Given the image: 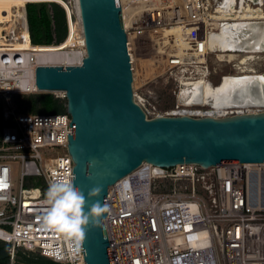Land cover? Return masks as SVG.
<instances>
[{"label": "built area", "instance_id": "1", "mask_svg": "<svg viewBox=\"0 0 264 264\" xmlns=\"http://www.w3.org/2000/svg\"><path fill=\"white\" fill-rule=\"evenodd\" d=\"M27 2L9 8V0H0V45L26 38L31 43ZM122 4L119 0L121 10ZM207 4L149 0L127 26L124 22L134 96L149 117L237 112L206 104L194 85L199 78L212 85L207 57L214 32L206 24ZM62 6L71 31L69 6ZM223 52L237 57L243 51ZM43 58L27 49H0V234L5 237L0 240L11 258L23 248L59 264H84L82 241L77 244L44 220L51 207L46 203L50 184L60 178L73 182L74 163L67 150L70 115L66 109L16 113L9 106V94L43 92L34 77L36 66L47 64ZM249 64L248 59L238 60L234 70L254 73ZM164 73L175 77L178 89L174 105L160 109L150 83ZM107 205L104 224L114 264H264V163H143L109 188Z\"/></svg>", "mask_w": 264, "mask_h": 264}, {"label": "water", "instance_id": "2", "mask_svg": "<svg viewBox=\"0 0 264 264\" xmlns=\"http://www.w3.org/2000/svg\"><path fill=\"white\" fill-rule=\"evenodd\" d=\"M85 54L79 64H42L34 70L39 90H63L71 131L73 183L85 195L87 212L109 188L143 163L170 167L194 163H264V109L224 116L149 117L133 91V75L119 0H77ZM51 92V91H50ZM100 186L101 195L88 192ZM86 228L84 264H114L104 219ZM0 249V264L9 257Z\"/></svg>", "mask_w": 264, "mask_h": 264}, {"label": "bare ground", "instance_id": "3", "mask_svg": "<svg viewBox=\"0 0 264 264\" xmlns=\"http://www.w3.org/2000/svg\"><path fill=\"white\" fill-rule=\"evenodd\" d=\"M128 1L131 0H122L123 2L122 14L126 26L130 22V20L133 19L134 14L146 9V5L149 0H132L134 2V5H131L130 3L128 4L127 3ZM236 5H237L236 0H224V4L222 2L221 6L217 7V9L215 10V14L211 16V18L215 19L216 21H225L224 23H219V22L214 23L216 25L219 24L220 31L219 33H213L209 39V44L213 50L220 49L219 52H217L216 54L218 59L219 58L223 59V57H227L229 60L235 59L236 56L234 55L233 52H223L226 49H234V50L240 49V51H245L248 53L261 51L264 49V45H263L264 25L259 24L255 20L254 21L251 20L257 17L264 18L263 12L260 9H251L249 6H244L243 4L242 5L240 4L239 9H237V7H235ZM76 9H77L76 14L78 16L77 0H76ZM229 21H232L233 23H228ZM250 21L254 22V25H257L259 30L251 31L250 33L247 34L245 40H249L248 42L246 41L248 48L242 50L238 46L239 42L241 41V39L238 37V33L240 32V29L244 27H246L247 29ZM78 26L80 27L79 20H78ZM249 26L252 27L253 25H249ZM68 37H69V33H68ZM253 37H257V38L259 37L256 43L252 41ZM2 46H4V44ZM9 46H12L11 49H22L21 46L16 43L13 44L9 43L5 47L9 48ZM33 54H40L44 56L46 55L45 56L47 57L46 59H48L51 56L55 57L56 59L58 58V60L59 59L63 60V58H66V54L61 53V51H36L33 52ZM84 54H85V48H84ZM82 57H83L82 53L80 57H77V55H75L74 58L77 61L76 62L72 61V63L75 62V64H79ZM70 58L72 59V57ZM47 62L48 60L44 63ZM72 63L69 61L68 63H66V65ZM256 74L257 73L229 75L223 81H220L217 86H211L209 83L206 82V80L199 78V80L196 81L194 85L195 87H197L199 90L202 91L203 94L202 98L204 99V102L206 104L211 105L215 109L234 108L236 111H243V110H247V108H250L249 109L250 111L254 109V107H259V108L264 107V76L256 75ZM49 91L54 93L55 92L59 93L61 96H63L64 93L63 90H57V89H51ZM238 108H243V109H238ZM0 237L1 239H5V237L1 234Z\"/></svg>", "mask_w": 264, "mask_h": 264}, {"label": "rangeland", "instance_id": "4", "mask_svg": "<svg viewBox=\"0 0 264 264\" xmlns=\"http://www.w3.org/2000/svg\"><path fill=\"white\" fill-rule=\"evenodd\" d=\"M14 1H16V0H9V8L13 5ZM20 1H22V4H23L24 0H20ZM62 1L63 2L65 1V3H67V5L69 6V12L71 15V22H72V32L69 31L67 15L65 12V19H66V25H67V35L69 33L68 38H70V41L67 43L65 48L61 50V53H65L66 58H63V60L62 59L58 60V58L56 59L55 57L51 56V57H49L50 59L49 58L46 59L47 57H45L46 56L45 55L44 56L45 58H43V61L46 62L48 60L47 64H52V65H53V63H54V65H66V63H68L69 61L71 63H72V61H75V62L77 61L74 58L75 55H77V57H80V55L82 53L84 56L83 37H82L81 31H80V27L78 26V16L76 14V12H77L76 0H62ZM31 2H44V3L54 2V3H57V2L52 1V0L31 1ZM221 2H223V4H224V0H208V4H207L208 5L207 6L208 17L206 18L207 19L206 24L208 25V27H211V31L214 33H219V31H220L219 24L216 25L214 23L215 22H219V23L225 22V21H216L215 19L211 18V16L215 14V10L217 9V7L221 6ZM236 2H237V5L235 7H237V9H239L240 4L241 5L243 4L244 6H249L251 9H260L264 14V0H241V3H240V0H236ZM257 2H260V4ZM60 6L63 8L62 5H60ZM16 7H19V6L17 5ZM49 13L50 14L53 13L51 7H49ZM251 20L252 21L255 20L259 24L264 25V18L263 17H257V18L251 19ZM252 21L249 22L247 29H246V27H244V28L240 29V32L238 33V37L241 39V41H240L241 43L239 42L238 46L242 50L248 48L246 41L248 42L249 40H245V37L247 36V34L250 33L251 31L259 30L258 26L254 25V22H252ZM228 23H233V22L229 21ZM249 25H253V26L251 27ZM67 35H66V37H67ZM258 39H259V37L258 38L253 37L252 41L256 43L258 41ZM14 43L19 44L22 49H27V50L32 49L28 38H26L25 41H22L20 43L19 42H14ZM22 44H28L30 49L25 48ZM7 45H4V46L0 45V49L1 48L4 49V47ZM11 47L12 46H9V50L11 49ZM219 50L214 49L207 57V63H208L209 69H210V73L208 75V80L212 83L211 86H217L223 75H230V74L233 75L234 73H237L234 70L233 64L237 63L238 60L244 61L245 59H248V62L250 63L249 65L254 66V73H257L256 75H263L264 76V50L263 51H256L253 53H251V52L248 53L245 51L236 52L239 55L236 57V60H234V61H230L227 57H225L223 59H220V58L218 59L216 54H217V52H219ZM31 51L36 52V50H31ZM245 53H248V54H245ZM247 55H248V57H246ZM70 57H72V59ZM54 58H55V61H54ZM68 58H70V59H68ZM64 59H66V60H64ZM219 60H221V61H219ZM49 61H50V63H49ZM56 61L57 62L59 61L58 62L59 64ZM237 74L241 75V74H252V73H246V72L240 73V71H239ZM150 87L158 96V99H159L158 106L160 109L170 108L174 105V103L176 101V91H177L178 87L176 85L175 77L172 74L164 73L161 76H158L157 78L154 79V81H152L150 83ZM38 93H52L55 96L60 97L59 93H56V92L54 93V92H50V91H43V92H36V93L18 91V92L9 94V100H10L9 106L14 107V110L16 113H21V112L39 113L38 110L40 109V105L38 103L32 102V99ZM60 98L64 99L62 97H60ZM2 104H3V102H2ZM238 109H243V108H238ZM249 109L250 108H247V110H249ZM257 109H264V108L254 107V109H252V110H257ZM243 111H246V110H243ZM5 244H6L5 242L0 240V246L1 247H3ZM16 250H19L23 255L24 254L29 255V256L41 255L38 251H28V250H25L23 248H17ZM8 264H24V263L22 262V259L19 256L15 255V253H14L12 258L8 257Z\"/></svg>", "mask_w": 264, "mask_h": 264}, {"label": "trees", "instance_id": "5", "mask_svg": "<svg viewBox=\"0 0 264 264\" xmlns=\"http://www.w3.org/2000/svg\"><path fill=\"white\" fill-rule=\"evenodd\" d=\"M25 1V0H24ZM26 1H43V0H26ZM57 3L44 2H28L25 5L26 17L28 23L29 37L32 50L36 51H61L65 48L70 38L67 39V25L65 19V11L60 6L62 0H52ZM60 5H59V4ZM14 6H21L22 1L16 0L13 2ZM49 7L52 8V14L49 13ZM67 35V37H66ZM67 40H66V39ZM29 40V39H28ZM25 48H29L28 44H22ZM33 103L40 105L39 113H57L65 109V100L55 96L52 93H38L32 99ZM3 104L0 100V131L4 125L2 115ZM28 113V112H26ZM1 248V246H0ZM15 255L22 259L24 264H59L42 255L29 256L22 254L19 250L15 251ZM8 264V258L6 263Z\"/></svg>", "mask_w": 264, "mask_h": 264}, {"label": "clouds", "instance_id": "6", "mask_svg": "<svg viewBox=\"0 0 264 264\" xmlns=\"http://www.w3.org/2000/svg\"><path fill=\"white\" fill-rule=\"evenodd\" d=\"M101 192L100 186L93 187L88 192V197H99ZM46 203L51 207L44 218L45 225L57 226V230L66 233L67 237L74 238L77 244L84 240L88 225L100 226L102 216L110 211L106 203L101 204L100 200L96 199L86 212L87 201L84 193L71 179L64 178L50 184L46 192Z\"/></svg>", "mask_w": 264, "mask_h": 264}, {"label": "flooded vegetation", "instance_id": "7", "mask_svg": "<svg viewBox=\"0 0 264 264\" xmlns=\"http://www.w3.org/2000/svg\"><path fill=\"white\" fill-rule=\"evenodd\" d=\"M1 248H2V247H1ZM1 248H0V249H1ZM6 260H7V259L5 258V261H6ZM0 261H1V260H0ZM5 263H6V262H5Z\"/></svg>", "mask_w": 264, "mask_h": 264}, {"label": "crops", "instance_id": "8", "mask_svg": "<svg viewBox=\"0 0 264 264\" xmlns=\"http://www.w3.org/2000/svg\"><path fill=\"white\" fill-rule=\"evenodd\" d=\"M26 1V0H25ZM257 3H259L260 4V2H257Z\"/></svg>", "mask_w": 264, "mask_h": 264}, {"label": "snow or ice", "instance_id": "9", "mask_svg": "<svg viewBox=\"0 0 264 264\" xmlns=\"http://www.w3.org/2000/svg\"><path fill=\"white\" fill-rule=\"evenodd\" d=\"M55 223V222H54Z\"/></svg>", "mask_w": 264, "mask_h": 264}]
</instances>
